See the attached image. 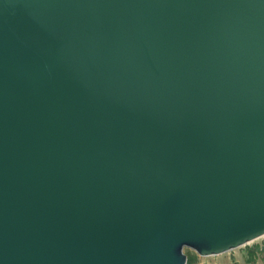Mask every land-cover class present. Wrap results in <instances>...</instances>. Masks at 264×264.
<instances>
[{"label":"water","instance_id":"water-1","mask_svg":"<svg viewBox=\"0 0 264 264\" xmlns=\"http://www.w3.org/2000/svg\"><path fill=\"white\" fill-rule=\"evenodd\" d=\"M262 234L264 0H0V264Z\"/></svg>","mask_w":264,"mask_h":264},{"label":"rangeland","instance_id":"rangeland-1","mask_svg":"<svg viewBox=\"0 0 264 264\" xmlns=\"http://www.w3.org/2000/svg\"><path fill=\"white\" fill-rule=\"evenodd\" d=\"M182 251L185 256L184 264H223V259H221L223 257L226 259L224 261L226 264H237V261L232 260L233 254L237 257L242 254V263L240 262V264H264V234L245 244L232 247L218 254L200 255L193 249L185 246L182 248ZM227 256H229V260Z\"/></svg>","mask_w":264,"mask_h":264},{"label":"crops","instance_id":"crops-1","mask_svg":"<svg viewBox=\"0 0 264 264\" xmlns=\"http://www.w3.org/2000/svg\"><path fill=\"white\" fill-rule=\"evenodd\" d=\"M220 253H222V252H220ZM218 254V253H217ZM221 255V254H220ZM230 255V254H229ZM223 257V256H222ZM227 258H228V260H229V256H227ZM242 254H240L239 255V257H237V256H235L234 254H233V258H232V260L233 261H237V264H240V262L242 263ZM221 259H223V264H226V262H224V261H226V259H225V257H223V258H221ZM238 259H240V260H238ZM229 262V261H228ZM218 264H220V263H218ZM243 264H247V263H243Z\"/></svg>","mask_w":264,"mask_h":264}]
</instances>
